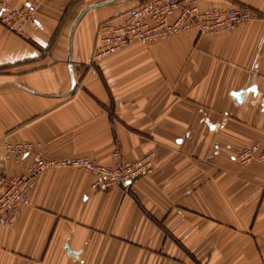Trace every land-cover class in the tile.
<instances>
[{
  "label": "crops",
  "instance_id": "obj_1",
  "mask_svg": "<svg viewBox=\"0 0 264 264\" xmlns=\"http://www.w3.org/2000/svg\"><path fill=\"white\" fill-rule=\"evenodd\" d=\"M101 1L41 0L24 36L0 23V175L39 153L112 165L117 140L125 161L155 152L154 168L130 191L95 190L76 167L43 171L30 205L0 223V264H264V164L235 157L264 148V0H200L258 17L220 34L138 42L100 64V22H120L138 1L90 9L73 34L69 92L71 26ZM25 143L26 160L8 154Z\"/></svg>",
  "mask_w": 264,
  "mask_h": 264
},
{
  "label": "built area",
  "instance_id": "obj_2",
  "mask_svg": "<svg viewBox=\"0 0 264 264\" xmlns=\"http://www.w3.org/2000/svg\"><path fill=\"white\" fill-rule=\"evenodd\" d=\"M41 0H28L22 8H14L8 0H0V23L8 29L25 35V25L31 22L37 26L35 12ZM200 0H139L128 8L120 22L104 20L97 30L93 63L120 53L138 42L163 41L184 32L220 34L230 31L241 23L251 22L258 15L240 5L203 9ZM31 143L8 146V154L16 159L31 152ZM115 162L104 165L93 158L76 155L68 158H52L39 153L23 171L0 175V223L12 225L22 210L31 203L30 192L38 176L45 170L76 167L94 175L92 188L109 190L121 187L126 191L154 168L155 152H147L135 161L123 159V146L120 140L112 150ZM241 164L258 161L264 164V148L259 144L247 145L235 153Z\"/></svg>",
  "mask_w": 264,
  "mask_h": 264
},
{
  "label": "water",
  "instance_id": "obj_3",
  "mask_svg": "<svg viewBox=\"0 0 264 264\" xmlns=\"http://www.w3.org/2000/svg\"><path fill=\"white\" fill-rule=\"evenodd\" d=\"M113 1H116V0H103V1L98 2V3H94V4H91V5H88L87 7L83 8L80 11V13L77 15L76 19L74 20V22H73V24L71 26L70 36H69V69H70V72L72 74V86H71V89L69 90V92H71L73 90V88L75 87V85H76V80H75V76H74V72H73V59H72V41H73V34L75 32V29H76L81 17L83 16V14L85 12H87L90 9L99 7V6H103V5L109 4V3L113 2ZM137 1H139V0H137ZM15 84L18 85L20 88H22L24 90H27V91H29L31 93L37 94V95L49 96V97H60L61 96V95H55V94H50V93H45V92H40V91H37V90H33V89L27 88L25 86H22L21 84H18V83H15ZM30 153L31 152L26 153L23 156L22 160H26V158L30 155Z\"/></svg>",
  "mask_w": 264,
  "mask_h": 264
},
{
  "label": "rangeland",
  "instance_id": "obj_4",
  "mask_svg": "<svg viewBox=\"0 0 264 264\" xmlns=\"http://www.w3.org/2000/svg\"><path fill=\"white\" fill-rule=\"evenodd\" d=\"M76 12H78V9L76 10ZM71 16H72V17H71L68 21H66V23L69 22V23L67 24L68 27L72 24V21H73L74 18L76 17V14H72Z\"/></svg>",
  "mask_w": 264,
  "mask_h": 264
}]
</instances>
